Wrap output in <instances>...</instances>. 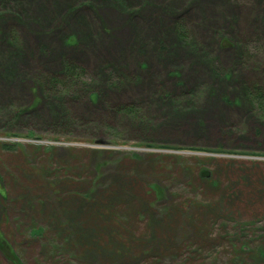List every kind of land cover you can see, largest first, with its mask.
I'll use <instances>...</instances> for the list:
<instances>
[{
    "label": "rangeland",
    "instance_id": "rangeland-1",
    "mask_svg": "<svg viewBox=\"0 0 264 264\" xmlns=\"http://www.w3.org/2000/svg\"><path fill=\"white\" fill-rule=\"evenodd\" d=\"M66 61L76 139L49 94L18 116ZM263 96L264 0H0V264H264Z\"/></svg>",
    "mask_w": 264,
    "mask_h": 264
},
{
    "label": "trees",
    "instance_id": "trees-1",
    "mask_svg": "<svg viewBox=\"0 0 264 264\" xmlns=\"http://www.w3.org/2000/svg\"><path fill=\"white\" fill-rule=\"evenodd\" d=\"M87 80H88V74H87V72H85V70L80 65H78L77 63H75L73 61H69V62L66 61V63L63 64L62 70H61V72H59V74L47 75V76H45L44 79H42L40 81L41 83L37 82L36 85L38 87V91L35 92V94H34V96H37V98H36L34 104L32 105V107L34 109L32 111L30 110L31 108L27 109L26 111L21 112L20 115L18 114V116L20 118H22L25 114L29 115V113H31V114H32V112L34 113L36 106L40 102L39 98L43 97L41 100H46L45 99V98H47L46 94H49L51 96L49 101H52V105L56 107V112L54 113V116H53L54 120H53L52 123L48 124L53 129L52 133L56 137L62 136V137H65L66 139H70V138L76 139V138H78L77 133H75L76 130H78V128H80L81 126L88 127L90 123L87 122V123L82 124V122H83L82 120L79 121V120L74 119V117L72 116L73 112H71V110H72V108H76L77 107V104L79 102H76V100H79L81 98L79 96L81 91L84 93V92L87 91V89H89L90 85H87V83H85V81H87ZM90 93L94 94L92 91H90ZM263 97L262 98L260 97L261 101L259 103L256 102V101L254 103L262 104V101H264ZM263 105H264V103H263ZM113 107L114 108L118 107L115 110V112L117 114L116 116H118L120 118V120L121 119H128L129 120L128 124L129 123L130 124H135V123L139 124L142 121L144 122V120L142 118V113H140L137 110V108H135L133 106H123V107L113 106ZM262 108H264V107H262ZM16 116H17V114H16ZM92 135L93 134L88 135V136L91 137ZM88 139H90V138L88 137ZM93 143H95L94 140H93ZM115 146H117V145H115ZM144 146H146V144ZM95 154H96V152L94 150H92L90 156H94ZM131 157H133V159L135 161L136 160L139 161V159H142L141 155H137V154L136 155H132ZM92 158L94 160V157H92ZM98 168L100 169L101 167H98ZM135 172H136V170L132 171V173H135ZM207 172H208L207 170L203 169V170L200 171L199 176L208 177L207 176ZM126 179L128 180V178H124V180H126ZM127 180L124 183V186H125L124 187L125 191L123 189L124 192H127L129 190H132V189L136 188L135 186H133V182H130L131 180H128V181ZM116 184L119 185L120 184V180L117 181ZM116 187L117 186L113 187L112 191H114V189ZM152 190H154V189H152ZM116 191H117V194H118V192H119L118 189H116ZM95 193H96V195L98 197V200L94 201L95 204L96 203H100V205L104 208L107 204H109L107 202H105V203L103 202V201H105V199H110L109 201L111 203H113L112 202L113 201L112 200L113 194L105 193L104 195H102V193L99 192V186H97L95 181L93 183V187H89V188L83 190V192L81 193L82 195H84L82 197V200L87 198V200L91 201L92 197H94ZM129 195L130 194L125 193V196L127 198L126 199L122 198V200L126 201L127 203H129L127 201ZM105 196H106V198H105ZM165 198H166V196L163 197V198H161V197L159 198L156 195L154 200L157 203L158 201L160 202L161 200L164 201ZM155 207H156V204H155ZM150 208H151V205L149 204V205H147V208H145V210L144 209H140L139 210V213H142V216H141L142 218H144V214L146 212H148V213L150 212ZM95 217L101 220V224H102L103 221L106 222V220H107V217L105 216V214H98V215H95ZM150 219H151V222H152V220H153L152 213H150L149 214V218L145 219V220H150ZM117 220H119V219H117ZM78 223H79V225L82 224L80 222V220H78ZM101 224H100V226H102V230L96 229V231L106 230L107 226L105 227V225H101ZM157 224H158V222H157ZM65 226H66V228H68L70 230L72 228L71 224L68 221L66 222ZM96 231L93 230V231H91L90 234L89 233H83L82 231H79V233H80V236L83 239H85V243L88 244L87 246L91 248L89 253L94 252V250L92 249V245H93V243H95V244L98 245L97 247H100L103 257L106 258L105 250L101 247V242H98L97 240L95 242H93L92 240H90L88 238V237H91L94 240V237L97 234ZM64 232H66V231L63 230L62 235H63ZM31 233L33 234V232H31ZM107 233H108L109 237H111V238H116L117 237V236L110 235V233H111L110 230H108ZM86 236H88V237H86ZM72 237H73V234H69L68 236H66L67 242ZM2 239H3V237H2ZM1 242L4 243L1 240L0 244H1ZM83 243H84V241H81L80 243H78V245H81V244L83 245ZM70 244H71L70 242L67 243V245H70ZM122 245H123V243H122ZM60 246L56 247V249H59ZM158 246H159V244H158ZM111 253H115V251L113 250ZM123 255H126V257L129 258L130 257V252H126ZM104 260H106V259H104ZM109 260H111V259H109ZM112 261H114V259L109 261V264H111ZM106 262H108V261L106 260Z\"/></svg>",
    "mask_w": 264,
    "mask_h": 264
}]
</instances>
